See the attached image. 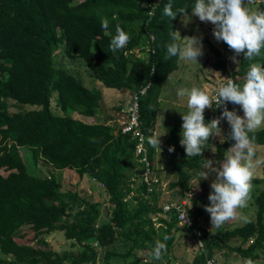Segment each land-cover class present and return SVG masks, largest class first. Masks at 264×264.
<instances>
[{
  "label": "trees",
  "instance_id": "16d2710c",
  "mask_svg": "<svg viewBox=\"0 0 264 264\" xmlns=\"http://www.w3.org/2000/svg\"><path fill=\"white\" fill-rule=\"evenodd\" d=\"M169 3L173 11L186 7L189 14L195 0H0V264L171 263L179 228L176 213L171 211L167 218H159L164 214L159 205L161 191L145 198L147 189L140 178L136 143L130 135L120 131L116 135L117 125L98 122L102 92L85 87L75 75L58 66L56 57L62 52L69 59L83 60L90 75L109 89L134 93L152 83L141 100L140 114L153 161L156 150L148 138L154 136L162 87L179 68L178 57L165 59L171 34L177 31L182 17L178 14L171 20L164 15ZM257 10L264 11V0ZM103 17L109 20L107 31L101 27ZM117 26L130 35V41L113 53L109 45ZM148 32L154 34L150 46L155 54L137 58L131 52L148 46ZM208 43L213 69L237 84L244 83L250 63L264 65L262 49L255 61L239 56L238 70L231 72L228 46L222 42L223 49H218ZM143 53H147L145 49ZM54 94L61 115L52 111ZM10 100L21 110L10 112ZM231 105L227 104L229 110ZM222 111L208 115L205 122L219 118ZM180 133L175 127L170 131L166 147H174V151L167 166L175 173L177 181L172 187L179 189V201L192 195L194 227L186 229L193 238L194 229L202 231L206 244L190 264H205L225 250L250 262L259 260L264 254V188L256 196L254 221L215 233L206 230L202 226L205 212L201 193L191 181L204 170L213 139L202 156L187 157L179 143ZM254 135V144L264 145V128ZM234 143L230 139L215 143L220 162ZM22 150L35 166L39 162L46 165V176L29 169ZM51 168L73 170L80 178L91 176L105 199L96 202L90 194L64 190L61 177ZM251 183L262 185L264 179H252ZM156 223L160 225L157 228ZM54 232H63L79 249L54 251L46 238ZM165 235L170 238L163 260L142 262L137 253L151 255L155 242H163ZM102 249L107 250L103 259Z\"/></svg>",
  "mask_w": 264,
  "mask_h": 264
},
{
  "label": "clouds",
  "instance_id": "9594fccd",
  "mask_svg": "<svg viewBox=\"0 0 264 264\" xmlns=\"http://www.w3.org/2000/svg\"><path fill=\"white\" fill-rule=\"evenodd\" d=\"M253 3L254 0H195L190 9L191 16L188 14V8L173 11L169 3L164 7V15L171 20H175L178 14L182 15L181 22L185 27L191 22L192 16L198 17L201 22L211 23L214 26L212 34L215 40L228 46L233 52L229 59L238 65L240 61L237 57L242 55L245 60L255 61L264 49V11L254 9ZM101 27L105 31L108 30L109 20L106 17L101 19ZM171 36L172 43L167 45L165 59L178 57L181 61L198 63V57L204 54L202 36L182 37L179 31H173ZM129 41L130 35L117 26L109 49L116 53L126 47ZM176 94L179 98L187 97L188 111L182 114L179 141L187 157L202 156L210 138L221 137V143L225 139L235 141L226 151L224 160L219 162V167H214L215 162L212 160H204L205 170L199 172V180H207L210 174H215V179L210 185L212 191L208 196L210 203L204 206L205 211L210 214L212 231L235 218L237 211L247 206L255 169L264 163V160L255 158L254 147V133L264 126V65L250 63L243 84L228 79L219 86L214 98L197 86L191 89L180 88ZM228 103L239 105L243 116L230 111L227 108ZM213 105L217 108L223 106V111L219 118L206 123L205 109H211ZM225 119L231 129L226 138L222 136L219 126L221 120ZM159 137H149L148 143L161 152ZM211 150L216 152L215 147H211ZM168 151H174V147H169ZM185 216L186 211L183 218ZM169 238L165 235L163 242H155L151 252L152 259L163 260L167 253L166 241Z\"/></svg>",
  "mask_w": 264,
  "mask_h": 264
},
{
  "label": "rangeland",
  "instance_id": "374dc122",
  "mask_svg": "<svg viewBox=\"0 0 264 264\" xmlns=\"http://www.w3.org/2000/svg\"><path fill=\"white\" fill-rule=\"evenodd\" d=\"M262 0H254V3L252 7L254 9H257L258 3ZM189 16H191V13H189ZM182 17L180 18L178 25H177V31H179L180 35L182 37L185 36H202V44H203V56L198 57V63H192L188 61H181L179 60V68L175 72H173L169 78L166 80L162 87V92L159 99V112H158V118H157V130H160L163 134L160 136V140L162 145L160 146L162 151L157 154L158 162H154V171L157 173V169L155 166V163H158L159 165L164 164L165 162L169 161L171 152L168 151V148L166 147V142L169 138L168 132L171 131L172 128H178L181 132V126H182V114H186L187 109V97L179 98L177 96V90L180 88H187L191 89L193 86H197L201 89H203L210 97L214 98V95L216 91L218 90L219 86L221 84H224L227 82L226 76L222 75L221 73L215 71L212 67V63L214 62V59L212 57V54L209 49V43L208 41L213 44L218 49H223L222 42H217L212 34L213 25L211 23H205L201 22L198 17H191V22L188 23L187 27H185L182 22ZM229 52V58L233 55V52L231 50ZM62 52L56 55L58 59V66L64 67L67 71H69L71 74L75 75L78 79L81 80L83 85L89 89H97L102 92L103 95V101L106 97V102L108 103L109 95L111 93H117V90L106 88L102 85L101 82L97 81L94 77L90 75V71L87 68L86 64L83 60L77 59H69L63 54ZM144 57H147L148 54L144 53ZM62 57V58H61ZM212 57V60L211 58ZM239 60V57H237ZM239 64L233 63L231 60L229 62V68L231 72H235L238 70ZM119 94V93H118ZM56 101V95L54 94L52 97V111L54 114L61 115L62 112L59 108H56L55 106ZM102 101V102H103ZM115 101L113 100V103ZM10 112L15 113L20 111L21 109L18 108L14 101L10 100ZM124 108H126L125 101H122L120 103ZM110 107V105H109ZM223 106L220 108L215 107L213 105V108L205 109L204 117H208V115L216 114L218 111L222 110ZM100 110V109H99ZM235 111L238 115L243 116V111L239 105H231V110ZM115 114V112H114ZM220 128L222 132L223 137H228L229 133L231 131L230 126L227 122V120H222L220 123ZM155 128V127H154ZM264 126H261V129H263ZM167 131V132H166ZM258 131V130H257ZM212 144L208 149L207 153V160L214 161V167H219V160L216 156V152L213 153L211 150V147H215L216 142H221V137H215L212 138ZM228 139H225L226 141ZM256 157L264 160V145H257L254 144ZM216 150V149H215ZM24 153V157L26 158V161L28 163L29 169L33 171L36 175L40 176H46L49 172L48 168L45 164L42 162H39L37 166L34 165V162L27 154L26 151L22 150ZM139 163V160H138ZM140 164V163H139ZM167 164V163H166ZM141 168V164H140ZM52 169V168H51ZM170 169V168H168ZM205 170V169H204ZM53 173H55L57 176L61 177L63 189L64 190H73V191H79L82 194L87 195V190H92V196L95 197L94 201H102L105 199V196L102 191L97 190L96 186L99 185L97 180H95V189L90 187V178L91 176L85 174L83 178H80L79 175L70 169H66L63 171H54L53 169L50 170ZM171 172V169H170ZM167 173V170H166ZM166 173L163 172V179L166 185L165 188H167L168 183V190L169 194L165 196H174L173 201L172 198L166 199L162 197V200H160L161 207L170 202H176L181 199V194L179 192L178 188H174L171 185L174 184L177 179L175 176V173L171 172L172 174L166 175ZM6 175V173H2ZM50 174V173H49ZM199 172L194 175V178L191 181L192 186L195 187L196 192L201 193V207L203 208L205 212V216L202 218V226L206 228V230L211 231L212 225L210 223V214L207 213L204 209L205 205H208L210 202L208 200V196L210 192L212 191L210 188L211 183L215 179V174H210L209 178L207 180H199ZM253 179H264V163L258 165L254 172ZM89 182V184H88ZM252 190L250 194V199L248 200L247 206L239 209L237 211V215L235 218L230 219L229 221L225 222L221 227L213 229L211 232L215 233L217 230L222 229H232L235 227H240L245 225L246 223L250 221H254L256 219L257 215V205H256V196L259 194V191L261 192L264 188V184L260 185H254L252 184ZM166 202V203H165ZM169 202V203H170ZM106 207L109 208L110 205L108 203H105ZM107 211L103 210V216L107 217ZM167 218L166 216H159V218ZM107 219V218H105ZM108 220V219H107ZM158 227V223H156V228ZM177 240L175 242L174 250L171 254L170 264H190L193 260V257L198 252V249L195 245L194 238L189 234V230L186 228H182L179 226L177 230ZM32 236V235H31ZM31 238V237H30ZM47 241L49 243V246L54 249V251H57L58 253H63L65 251H76L79 249V247L72 246V242L68 241L64 235L63 232H54L46 236ZM18 241L26 243L25 240L18 238ZM31 245L35 244L33 242L30 243ZM117 248H121V246L117 245ZM106 249H102L100 251L101 256L100 258L103 259L106 253ZM226 254H225V253ZM222 251L217 253L214 258L218 262V264H249V261L247 259H244L242 257H239L238 254L232 255L228 251ZM138 257L142 262H150L152 260L151 255L148 252L139 251ZM225 254V255H224ZM229 254V255H227ZM146 260V261H145ZM120 264H125L124 262H121ZM165 264V263H164ZM251 264H264V254L261 255V258L259 260H256L254 262H251Z\"/></svg>",
  "mask_w": 264,
  "mask_h": 264
},
{
  "label": "built area",
  "instance_id": "2783aa9c",
  "mask_svg": "<svg viewBox=\"0 0 264 264\" xmlns=\"http://www.w3.org/2000/svg\"><path fill=\"white\" fill-rule=\"evenodd\" d=\"M153 8V7H152ZM153 11L150 12L152 16ZM154 40V34L148 32L147 44L148 46L145 48H139L131 53L134 54L137 58H144L143 50L145 49L147 54L152 53L155 54L154 49L150 46V44ZM151 82H149L146 86L141 88L139 91L134 92L131 97V102L128 104L127 108L124 110L125 118L119 123L118 130L124 135H130L131 139L136 143L135 153L141 164V182L146 185L147 192L145 193V198L149 199L155 193H158L162 190L163 179L154 171V163L149 158L148 146L146 143V137L142 130V122H141V114H140V103L143 97L146 96L149 88L151 87ZM215 97V95H214ZM100 186H103L100 184ZM192 195L190 194L188 198L183 199L182 201L177 202H168L162 206L163 215L166 216L171 211H174L177 215L178 224L183 228H193L194 220L190 215V211L192 210L191 204ZM106 207V204H104ZM186 211V216L183 218ZM154 220H157L155 218ZM188 221V222H184ZM194 242L199 251H204L206 249V244L204 241V233L197 229H194ZM97 244H95L96 246ZM205 264H218L215 258L207 259Z\"/></svg>",
  "mask_w": 264,
  "mask_h": 264
},
{
  "label": "crops",
  "instance_id": "0c3cea01",
  "mask_svg": "<svg viewBox=\"0 0 264 264\" xmlns=\"http://www.w3.org/2000/svg\"><path fill=\"white\" fill-rule=\"evenodd\" d=\"M209 49H210V46H209ZM228 54H229V52H228ZM212 57H213V55H212ZM212 57H209V58H211V60H212ZM132 94H133L132 92L128 93L127 91H124V90L123 91H117V93H111L109 95L110 96L109 99H107L108 103L106 102V97H105L104 101L101 104L100 110L98 111V115H97L98 122L105 123V124H115V125H117V127H119V123L125 118L124 110L127 108L128 104L131 102ZM113 100L115 101L114 103H113ZM122 101H125L126 108H124L120 104ZM109 105H110V107H109ZM114 112H115V114H114ZM88 121H90V119H88ZM153 134H154V136H161L163 134L160 130H157V125L156 124H155V128L153 129ZM168 136H170V132H168ZM159 139H160V137H159ZM161 145H162V143H161ZM155 150H156V153H155L153 161L154 162H158V160H156V159H157V154H159L160 151H159L158 148H155ZM166 163H168V162L166 161L165 165L164 164L159 165L158 163H155V166H156V169H157V174L162 179H163V176H164L163 172L166 173V170H167L166 175L172 174L170 172V169H168V166H167ZM163 182H164V179H163ZM88 184H89V182H88ZM165 185L166 184L164 183L163 186H162V190L159 193V199L162 200V197L164 196L163 198L170 199V200L172 198L171 201H173L174 196H165V195L169 194L168 183H167V188H165ZM89 186L90 187L92 186V188L95 189V179L90 178ZM97 190H99L98 186H96V189L94 191L96 192ZM87 191H88V194L92 195V193H93L92 190H87ZM94 199H95V197H94ZM167 202H170V201L168 200ZM159 204H160V201H159ZM159 226L160 225L158 224V227ZM176 236H177V234H176ZM176 240H177V237H176Z\"/></svg>",
  "mask_w": 264,
  "mask_h": 264
},
{
  "label": "water",
  "instance_id": "95a60500",
  "mask_svg": "<svg viewBox=\"0 0 264 264\" xmlns=\"http://www.w3.org/2000/svg\"><path fill=\"white\" fill-rule=\"evenodd\" d=\"M124 91H126V90H124ZM118 132H119V130L117 129V130L115 131V134L117 135V134H118Z\"/></svg>",
  "mask_w": 264,
  "mask_h": 264
}]
</instances>
